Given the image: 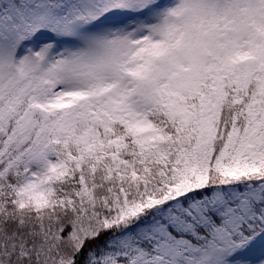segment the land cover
<instances>
[{"label":"snow or ice","instance_id":"obj_1","mask_svg":"<svg viewBox=\"0 0 264 264\" xmlns=\"http://www.w3.org/2000/svg\"><path fill=\"white\" fill-rule=\"evenodd\" d=\"M0 264H264V0H0Z\"/></svg>","mask_w":264,"mask_h":264}]
</instances>
